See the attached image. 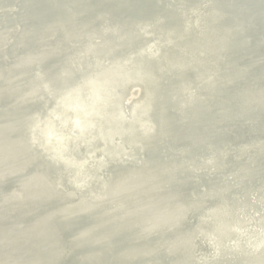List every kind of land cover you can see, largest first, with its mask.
Here are the masks:
<instances>
[{
  "label": "water",
  "instance_id": "obj_1",
  "mask_svg": "<svg viewBox=\"0 0 264 264\" xmlns=\"http://www.w3.org/2000/svg\"><path fill=\"white\" fill-rule=\"evenodd\" d=\"M134 167L165 197L82 187ZM255 228L264 264V0H0L5 262L226 264Z\"/></svg>",
  "mask_w": 264,
  "mask_h": 264
},
{
  "label": "bare ground",
  "instance_id": "obj_2",
  "mask_svg": "<svg viewBox=\"0 0 264 264\" xmlns=\"http://www.w3.org/2000/svg\"><path fill=\"white\" fill-rule=\"evenodd\" d=\"M201 81L203 83L202 79H201ZM133 87L134 86H128L125 90L129 91ZM133 92L134 93H132V95H134L136 93V91H133ZM122 95H123V93H122ZM142 100H143V98L141 96L140 100L136 104L132 105V108L137 106V105L142 106V102H140ZM76 125H78V123H76ZM71 126H72V124L68 125V128H71ZM19 142H20V145L23 146V142L21 140H19ZM10 148H11L10 154L13 155L14 154V148L12 146H10ZM15 148L18 149L19 146H15ZM14 156L18 160H21L22 157H24V155L19 150L16 152V154ZM130 169L131 168L123 169V170H120V171L111 172L113 174V178H108L107 181H109V183H108L107 186H100V188H99L97 184H94V183H91V182H90L91 183L90 184L88 182H85L82 187L85 188L87 191H92V192H95L96 194L100 192L102 195H104V194L108 195L113 187H115V189H117V188H119V189L120 188H125V189L133 190V194L132 193L131 194L133 196H135L136 198H138L139 196H142V194L145 192L146 188L151 186L159 194H161V195H163L165 197V194L155 185V182H157V180L156 179L155 180H151V178H150L151 175H155V174H147L146 175L144 173V175H146V176H142L141 175L142 171H136L135 167L132 168L131 170ZM121 174H123V175H121ZM158 181L163 182L160 179H158ZM4 188H6V185H4ZM23 197L25 198L24 195H23ZM146 199L147 200L149 199L147 195H146ZM13 204H14V202H13ZM253 208H254V206L250 207V209L249 208L244 209L243 213L247 216L248 213H250V212L253 213V211H252ZM159 209L161 210V208H159ZM144 214L147 217V219L149 220L148 224H150L154 228L158 227L159 225H161V223H164L163 220H162L163 219V215L160 212H158L157 210H151L149 208V209L144 211ZM224 215L229 216L228 217V221H229V223L231 225H235L238 229L244 228L245 225H244L243 218L240 219L235 214L234 215L233 214L228 215L226 213ZM226 216H224V218ZM258 219L260 221H263V219H261L260 217ZM252 223H253V221H252ZM255 226H257V225H255ZM261 230H262L261 228H255V229L251 230L250 232H248V230L244 231L243 233L246 232L245 233L246 236H245L244 245L237 244V252L230 259L226 260V261H228L226 264H235V261H241L239 259L242 258V257H243L242 258L243 261H246L249 264H252L251 262L248 261V257L250 256V254H251L252 257H254L255 253L260 251V250H258L256 248H254L256 245L254 247H251L252 244L256 241V239H254L253 237L256 234L262 233ZM232 232L234 233V235L237 233V231L234 230V229L232 230ZM217 235H218V239H219L220 235L219 234H217ZM227 235H229V236H226V238H229V239H227L226 242H229L230 240H232L233 234L229 233ZM174 238H175V235L171 234L169 236L167 242L178 246V244L175 241L171 240V239H174ZM220 242H222V240ZM117 251H120V248H117ZM5 258H6V256L2 252H0V264H16V263H7V262H5V260H4ZM58 262L60 264H71L68 260H64V259H60V260H58Z\"/></svg>",
  "mask_w": 264,
  "mask_h": 264
}]
</instances>
